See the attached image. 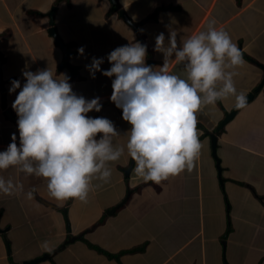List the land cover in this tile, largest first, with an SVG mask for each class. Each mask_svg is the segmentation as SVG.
<instances>
[{
	"label": "crops",
	"instance_id": "obj_1",
	"mask_svg": "<svg viewBox=\"0 0 264 264\" xmlns=\"http://www.w3.org/2000/svg\"><path fill=\"white\" fill-rule=\"evenodd\" d=\"M27 1L34 4L24 8ZM116 1L118 8L109 0H0V150L10 142L12 133L19 143L17 124L7 112L17 119L11 104L20 89L10 93L9 87L12 79H19L22 86L25 77L21 69L25 66L32 71L49 67L54 74L65 73L76 94L86 99L100 97V110H90L86 115L109 118L120 133L113 142H126L123 133L130 125L122 118V109L109 99L114 77L101 71L92 77L83 62H74L81 55L77 52L81 44L84 57H104L100 68L107 69V54L112 49L138 40L147 45L145 63L151 60L153 66H159L163 53L154 49V38L163 31L167 43L166 25L177 32L179 45L190 34L205 30L206 22L214 19L215 26L228 31L242 51L243 63L235 68L233 77L236 89L248 97L262 83L264 0ZM54 6V25L75 72L61 68L65 54L49 33L47 14ZM119 10L137 24V32L119 16ZM91 14L104 26L79 28L95 21ZM168 70L185 75L183 62L174 56L169 59ZM262 92L264 86L218 136L222 185L210 134H215L226 114L235 109L232 96L203 105L198 111L201 149L194 172L184 170L159 183L143 181L131 170L134 161L125 151L118 160L109 162L112 173L108 182L94 180L99 186L90 190L87 202H76L75 198L56 200L49 196L43 177L25 174L16 166L0 170L5 178L20 180L25 191L31 189L35 198L27 201L36 203L29 218L21 207L11 217L5 210L0 212V264H24L51 254L37 264H264V125L259 134L254 118L236 124V119L245 118L249 113L243 112L256 102L261 105L259 111L264 108ZM235 140L238 144L233 145ZM239 157L244 159L245 168L232 175L235 165L230 164ZM205 188L212 200H207ZM2 195L15 200L24 196ZM101 196H105L103 203L98 199ZM126 197L122 206L107 214ZM92 208L100 216L89 222L83 216ZM44 240L48 241L47 250L40 244ZM30 242L35 245L30 246ZM88 243L112 256L120 255L108 258ZM138 246L142 251L123 253Z\"/></svg>",
	"mask_w": 264,
	"mask_h": 264
},
{
	"label": "clouds",
	"instance_id": "obj_2",
	"mask_svg": "<svg viewBox=\"0 0 264 264\" xmlns=\"http://www.w3.org/2000/svg\"><path fill=\"white\" fill-rule=\"evenodd\" d=\"M168 27L155 36L154 49L163 53V63H145L147 45L134 40L107 54L110 67L101 69L104 57H92L85 65L92 77L96 71L114 77L109 99L120 109L130 125L124 144L113 142L120 135L107 117L88 116L99 111L100 97L86 99L72 90L65 73L54 74L49 67L32 71L21 69L25 80L12 79L9 92L20 90L11 107L17 114L18 139L11 134L0 150V170L16 166L18 171L43 177L52 198H75L87 202L93 181L106 183L111 177L109 162L126 151L132 171L143 181L159 183L169 176L190 170L199 155L197 113L203 105L232 96L234 106L247 105V96L235 87V68L243 63L240 47L215 20L177 42V32ZM143 31V29H140ZM83 53V46L77 49ZM183 62L185 75L168 70L169 59ZM99 133V135H97ZM0 194H23L20 180L0 175ZM47 250L48 241L41 242Z\"/></svg>",
	"mask_w": 264,
	"mask_h": 264
},
{
	"label": "rangeland",
	"instance_id": "obj_3",
	"mask_svg": "<svg viewBox=\"0 0 264 264\" xmlns=\"http://www.w3.org/2000/svg\"><path fill=\"white\" fill-rule=\"evenodd\" d=\"M82 1V0H81ZM93 2V1H92ZM34 3H32L31 1H27L26 3H24V8L25 7H30L31 5H33ZM80 7L82 6V3H80V5H79ZM94 16H93V14H91V16H90V18H92V19H94L93 18ZM95 20V19H94ZM91 22L90 23H88V24H81V25H79V28H86V29H94V28H97V27H102V26H104V24L103 23H101V22H99V21H93V20H90ZM81 46H83V48H84V45L83 44H81ZM91 58L92 57H84V54L82 53L81 55H80V57L78 58V59H73V61L75 62V61H81V62H83L85 65H87V64H90L91 63ZM263 93V95H264V92H262ZM261 94V93H260ZM261 107V105L260 104H258L257 102L255 103V105L253 106V107H250V108H248L245 112H243V114L242 115H245L246 113H249L245 118L244 117H241L240 119L238 118V119H236L237 121H236V124L237 123H239V121H242V120H244V119H246V120H252L253 118L254 119H256V125H257V129H256V133L258 132L259 134L261 133V131H260V128H261V126L262 125H264V108L263 109H261L260 111L258 110L259 108ZM253 114H254V116H253ZM258 118V119H257ZM232 144L233 145H236V144H238L237 142H236V140L235 141H233L232 142ZM255 145H256V143H255ZM232 149V148H231ZM222 155L224 156V158H225V154H224V150H223V148H222ZM225 161V165H228V163L229 162H227V159L225 158L224 159ZM242 161H244V159L242 158V157H239L238 159H236V163H232V164H230L231 166H233V165H235L234 166V168H233V170L231 171V174L233 175H237V174H240L241 172H242V167H244L245 168V165L243 164V162ZM238 164V165H237ZM196 168H197V165H196V162H194V165H193V167L189 170V171H195L196 170ZM243 168V169H244ZM207 169H203V171H204V173H207L208 172V170L206 171ZM208 176H210V173L208 172ZM205 196H206V198H207V200L209 201V200H212V196H210L209 195V193L207 192V189L205 188ZM109 191H107V193H108ZM34 198H35V196H33ZM105 196H101V197H99L98 199L103 203V198H104ZM17 200H19V197L15 200L14 198H11V199H9L8 198V196H5V195H2V194H0V212L2 211V210H5V212H6V215L7 216H15L16 214H15V211H16V209L18 208V207H21V208H23L24 210H25V217L26 218H29L32 214H33V212L30 210L31 208H32V206L33 205H35L36 203L33 201L32 203H30L31 202V200L32 199H29L30 200V202H28L27 201V198H25L24 196H22L21 198H20V200L19 201H17ZM75 201L77 202L78 201V199H75ZM43 208V207H42ZM75 208V207H74ZM18 210V209H17ZM108 211V210H107ZM107 211H105V213H107ZM81 212H79V210H78V214H80ZM107 214H109V213H107ZM99 216H100V214H99V211H95L93 208L92 209H90V210H87L86 212H85V214H84V216H83V218H85V219H87L89 222H93V219L94 218H98L99 219ZM24 217V218H25ZM13 221V220H12ZM15 221H16V218H15ZM10 224H12L13 225V223H11L10 222ZM70 225V222L68 221V223H67V228H68V226ZM15 227V226H14ZM71 228V227H70ZM41 244V243H40ZM29 245L30 246H34L35 244L34 243H29ZM15 256V258H17V254H15L14 255Z\"/></svg>",
	"mask_w": 264,
	"mask_h": 264
},
{
	"label": "water",
	"instance_id": "obj_4",
	"mask_svg": "<svg viewBox=\"0 0 264 264\" xmlns=\"http://www.w3.org/2000/svg\"><path fill=\"white\" fill-rule=\"evenodd\" d=\"M109 2L115 6L116 8H118V3L116 0H109ZM59 3V2H57ZM57 7L54 6L50 12H48V17L50 18V29H49V33L50 35L54 38L55 40V43L63 50L64 54H65V60L62 62L61 64V68H69L71 69L73 72L74 71V68L71 66L69 60H68V50H67V46L64 44V42L62 41V39L60 38L58 32H57V28L56 26L54 25V14H55V11H56ZM119 16L127 23L129 24L134 31L137 32V24L132 22L130 18L127 17L126 13L123 11V10H119ZM1 60H0V80H2V67H1ZM152 61L149 60L147 62V64H150L152 65ZM262 69L264 70V65H262ZM264 86V77H263V81L262 83L259 85V87L254 91L253 94L249 95L247 97V105L250 104L254 99H255V95L258 94L262 88ZM246 105V106H247ZM244 108V107H243ZM243 108H236L233 109V111H231L230 113L226 114L224 120L220 123L219 127L217 128L216 130V133L215 134H210V139H211V149H212V157L216 163V169L218 171V176H219V180H220V183L221 185L223 184V176H222V167H221V160L220 158L218 157V136L221 134V132L224 130V128L236 117V115L238 114V112L240 110H242ZM9 118L16 122L17 119L15 117H13V115L10 113V112H7ZM132 165H133V162L131 163V168H132ZM129 196V195H128ZM127 196V197H128ZM127 197L117 206H115L112 210H110L108 213H113L117 208H119L120 206H122L125 202H126V199ZM71 200V198H70ZM66 245V243L64 244ZM64 245L62 247H64ZM52 256L51 255H45L41 258H38V259H35V260H32L30 262H26L24 264H37L41 261H45L46 259H49L50 257Z\"/></svg>",
	"mask_w": 264,
	"mask_h": 264
},
{
	"label": "trees",
	"instance_id": "obj_5",
	"mask_svg": "<svg viewBox=\"0 0 264 264\" xmlns=\"http://www.w3.org/2000/svg\"><path fill=\"white\" fill-rule=\"evenodd\" d=\"M105 218V217H104ZM89 244V243H88ZM89 246L91 247V248H93V249H96L98 252H101L102 254H104L106 257H108V258H111V257H117L118 255H120V253L119 254H117V255H114V256H112L111 254H109L108 252H106V251H104V250H102V249H100V248H98V247H96V246H94V245H91V244H89ZM144 246V245H143ZM139 251H142V246H138V247H135V248H133V249H130V250H127V251H123V253H135V252H139ZM122 253V252H121Z\"/></svg>",
	"mask_w": 264,
	"mask_h": 264
}]
</instances>
